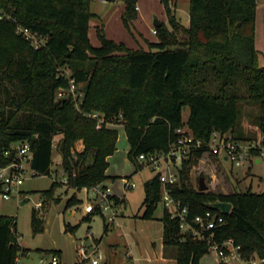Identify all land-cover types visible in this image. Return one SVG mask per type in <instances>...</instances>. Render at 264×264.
<instances>
[{"label": "trees", "instance_id": "1", "mask_svg": "<svg viewBox=\"0 0 264 264\" xmlns=\"http://www.w3.org/2000/svg\"><path fill=\"white\" fill-rule=\"evenodd\" d=\"M91 1L0 0V14L11 16L0 19L1 149L28 141L34 150L32 170L49 175L55 136L60 135L57 149L68 177L67 188L78 191L115 178L106 170L107 158L116 150L118 131L105 125L98 128L97 121L87 116L93 112L108 119L121 115L130 144L128 156L137 167L143 165L138 155L168 151L176 130L183 126L204 142L215 130L230 131L241 141L257 139L237 130L244 103L259 110L255 122L264 145V67L256 47L257 0H190L189 26L176 19L170 0H162L170 27L164 23L157 27L159 41L150 43L148 50L128 48L103 34L102 45L93 46L88 33L94 16ZM124 1L127 25L137 16V4ZM17 24L45 36L44 45L35 47L16 31ZM60 66L71 69L77 86L83 83L79 108L71 96H57L60 86H70L69 78L58 75ZM77 140L83 141L84 148L72 153ZM212 155L206 149L194 151L179 169V182L169 185L175 199L187 207L190 226L181 229L179 218L164 207L165 254L173 253L177 264H199L210 251V243L193 235L198 226L195 217L211 210L222 215L224 222L206 235L213 231L217 242L233 238L244 259L254 254L264 258V192H216L191 184V170ZM59 186L54 181L41 191L42 205L31 215L34 234L44 231L46 211L53 201L61 200L56 193ZM161 197L160 175L155 172L145 181L139 216L154 218ZM113 198L120 202L116 195ZM211 201L231 202L230 213L211 209ZM81 202L74 194L66 206ZM100 212L94 203L82 220L91 221ZM28 252L19 243L16 217L0 215V264H18L19 256ZM47 253L61 255L58 250Z\"/></svg>", "mask_w": 264, "mask_h": 264}, {"label": "rangeland", "instance_id": "2", "mask_svg": "<svg viewBox=\"0 0 264 264\" xmlns=\"http://www.w3.org/2000/svg\"><path fill=\"white\" fill-rule=\"evenodd\" d=\"M258 1L264 3V0ZM136 4L137 16L126 25L123 20L124 0H92L90 11L94 16L89 20L88 29L91 44L96 47L101 46L100 35L103 34L108 39L122 42L131 49H150V43L159 41L157 33L154 32L157 29L154 24L155 18L170 27V15L166 12L162 0H136ZM170 5L176 19L182 25L189 26L190 0H170ZM178 36L181 38V33H178ZM44 41L45 36L37 39L40 47L44 45ZM57 71L58 75L59 73L68 75L69 68L68 66H60ZM76 87L79 98L81 95L79 89L83 87V83ZM76 89L74 88V90ZM61 95L71 96L76 107L79 108V103L76 104L77 101L74 99L76 91L72 92L71 86L68 89L60 86L57 90V96ZM258 112L257 107L251 104H243L237 130L243 131L248 137H257L253 140H243L248 145L257 141L263 145V136L255 122ZM188 114L187 108L184 112L185 119ZM108 120L112 121V125L105 126L112 128L123 121L121 115ZM117 131L116 150L109 156L107 168L108 174L115 177L114 180H107L108 186L111 193L120 199V202L115 205L118 216L114 222L109 220L111 212L104 214L100 212L91 221L82 220L89 202L92 200L99 202V199L95 198L92 188L83 187L78 191L67 188V183L63 181L66 172L62 165V155L57 149L60 135L55 136L53 162L49 175L34 174L31 173L32 170L30 169L18 187L20 192L12 191L10 199L3 198L0 192V214H10L16 217L19 243L21 247L30 250L29 253L19 257L22 256L28 264H40L42 255L45 256L46 260L50 259L51 254L47 253L50 250H60L63 264H74L77 260L76 245L80 244L83 239L86 240L87 245L94 242L99 246L89 259V264H91L92 258L98 255H101L100 264H161L158 257H163L162 255L166 257L165 249L162 246L163 224L161 216L164 211L163 203L159 202L157 205L154 218L144 219L139 216L143 212L145 181L151 178L155 171L148 165L137 167V164L128 156L130 144L125 127L119 126ZM83 148V141L77 140L73 145L72 153L81 151ZM201 175L206 177L205 180L209 189L216 192H233L235 190L264 192V161L257 162L254 159L248 161L244 166H235L231 161L212 155L191 170L190 181L193 186L199 187ZM127 179L134 182L136 186L127 189L125 186ZM54 181L60 184L56 193L61 195V200L51 203L44 215V231L34 234L31 225L32 211L41 199V191L48 189ZM107 181L101 183L105 184ZM74 194L82 202L67 207L68 199ZM26 198H30V200L22 203ZM88 198L92 200H88ZM70 211L73 212L72 215L68 214ZM67 225L74 227V229H68ZM87 231L92 232L91 238H85ZM42 252L43 254H41ZM199 264L220 263L216 252L210 250L202 256Z\"/></svg>", "mask_w": 264, "mask_h": 264}, {"label": "built area", "instance_id": "3", "mask_svg": "<svg viewBox=\"0 0 264 264\" xmlns=\"http://www.w3.org/2000/svg\"><path fill=\"white\" fill-rule=\"evenodd\" d=\"M11 19L10 15L0 14L2 18ZM15 20V19H13ZM16 31L30 40L35 47H40L37 43V39L42 38L43 35L37 31L32 30L29 27L21 24L16 25ZM156 33V30H154ZM46 41V37H45ZM44 41V43H45ZM69 68V67H68ZM69 68L68 75L59 73L60 76L69 78L72 92L76 91L74 99L78 104L81 101L82 93L78 98L77 85L75 84L74 78L71 76L72 71ZM74 88L76 90H74ZM88 117H92L97 121V127L101 128L103 125H112V121H109L103 114L99 112L89 113ZM177 137L171 143L168 151L155 152V153H142L138 155L137 160L143 165L150 166L155 172L160 175V181L162 184V197L161 202L164 207H167L172 217H178L180 220V228L187 229L190 225L186 219L188 210L186 206H182L181 202L172 195L169 188L170 184L178 183L180 180L179 169L185 159L198 149H206L212 152L215 156H219L222 159L231 161L235 166H244L248 161L258 159L264 161V146L260 142H254L253 144H246L244 141L237 140L230 131L221 132L215 130L211 133L207 142L202 139L195 137L192 131L187 127H179L176 130ZM252 150L257 151L253 153ZM34 150L28 141H18L13 143L10 147L1 149L0 148V184L2 185L1 194L3 198L10 199L12 191H18L21 181L26 177L31 168V162L33 160ZM31 173L36 174L34 170ZM65 183L68 182L67 175L63 178ZM125 186L127 189L136 186L134 182L126 180ZM93 194L95 198L99 199L96 204L99 205L101 213H110L109 220L114 222L118 216L117 205L111 189L108 185L103 183L96 184L93 188ZM42 205L40 199L36 203V207ZM94 204L89 203L86 207V211L93 208ZM195 222L198 224L193 229V235L206 239L210 243V250H214L219 258L220 264H228L241 262L242 264H260L264 261L263 257L255 255L249 259H244L240 252V246L237 245L233 238H228L222 242L214 241L215 233L211 231L208 235L206 231L214 230L221 226L224 222V217L216 212L208 210L204 215H197ZM92 232L87 231L85 238H91ZM92 249V251H89ZM98 249V246L91 242L89 245L86 244V240L83 239L80 244H77V261L76 264H82L88 261L92 254ZM101 255L92 258V264H99ZM41 262L47 264H63L60 256L57 254H51V258L46 260L41 259Z\"/></svg>", "mask_w": 264, "mask_h": 264}, {"label": "crops", "instance_id": "4", "mask_svg": "<svg viewBox=\"0 0 264 264\" xmlns=\"http://www.w3.org/2000/svg\"><path fill=\"white\" fill-rule=\"evenodd\" d=\"M256 47L258 49V52H259V58H260V64L261 66L264 67V3H260L258 0H257V13H256ZM262 60H263V64H262ZM119 126H124V124L122 123H118L116 124V129L117 127ZM109 158V157H108ZM107 158V160H108ZM257 162H260L258 159H256ZM106 174H108L107 170H106ZM106 185H108V181L106 183ZM90 194V193H89ZM88 194V195H89ZM115 195V194H114ZM118 197V196H117ZM92 200L91 198H88V200ZM89 203H96L94 202L93 200ZM87 213V211H86ZM123 213V212H122ZM69 215H72L73 212L70 211L68 213ZM0 215H10V214H0ZM163 224V222H162ZM163 233V231H162ZM96 239H94L95 241ZM96 242L98 243V241L96 240ZM162 246H163V249H165L164 247V242H162ZM76 248H77V245H76ZM99 248V246H98ZM60 251V250H58ZM173 252V251H172ZM29 253V252H28ZM43 254V252L41 253ZM163 257H158V261L161 263V264H177V260L175 258V256L172 254L170 255H166V257H164V255H162ZM44 258L45 259V256L42 255L41 258H40V264H47V263H43L41 262V259ZM61 258V257H60ZM77 261V260H76ZM76 261L74 262V264H76ZM18 264H28L26 261L23 260L22 256L18 258ZM82 264H89V260L88 262H84ZM92 264V263H91ZM100 264V263H99Z\"/></svg>", "mask_w": 264, "mask_h": 264}, {"label": "water", "instance_id": "5", "mask_svg": "<svg viewBox=\"0 0 264 264\" xmlns=\"http://www.w3.org/2000/svg\"><path fill=\"white\" fill-rule=\"evenodd\" d=\"M154 24L158 27L161 25V22L157 18H155ZM199 187L201 190H206L208 188V185H207L204 177H200ZM29 200H30V198H26L25 200L22 201V203H25ZM208 206L211 209L218 210L222 213L228 214L231 211L232 203L228 202V201H211L208 203Z\"/></svg>", "mask_w": 264, "mask_h": 264}]
</instances>
